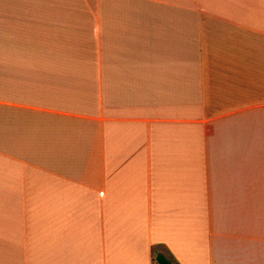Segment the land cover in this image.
<instances>
[{
	"label": "crops",
	"instance_id": "1",
	"mask_svg": "<svg viewBox=\"0 0 264 264\" xmlns=\"http://www.w3.org/2000/svg\"><path fill=\"white\" fill-rule=\"evenodd\" d=\"M264 264V0H0V264Z\"/></svg>",
	"mask_w": 264,
	"mask_h": 264
},
{
	"label": "trees",
	"instance_id": "2",
	"mask_svg": "<svg viewBox=\"0 0 264 264\" xmlns=\"http://www.w3.org/2000/svg\"><path fill=\"white\" fill-rule=\"evenodd\" d=\"M154 262L156 264H172V262L163 254L154 253Z\"/></svg>",
	"mask_w": 264,
	"mask_h": 264
}]
</instances>
